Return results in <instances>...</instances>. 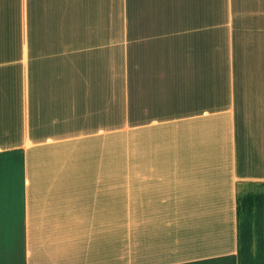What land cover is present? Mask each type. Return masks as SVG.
Returning <instances> with one entry per match:
<instances>
[{"label": "crops", "instance_id": "crops-1", "mask_svg": "<svg viewBox=\"0 0 264 264\" xmlns=\"http://www.w3.org/2000/svg\"><path fill=\"white\" fill-rule=\"evenodd\" d=\"M0 264H264V0H0Z\"/></svg>", "mask_w": 264, "mask_h": 264}]
</instances>
